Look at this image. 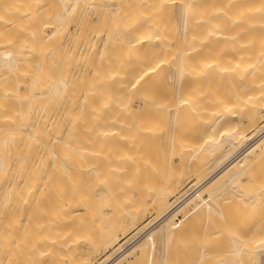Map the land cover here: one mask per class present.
I'll use <instances>...</instances> for the list:
<instances>
[{
  "label": "bare ground",
  "instance_id": "1",
  "mask_svg": "<svg viewBox=\"0 0 264 264\" xmlns=\"http://www.w3.org/2000/svg\"><path fill=\"white\" fill-rule=\"evenodd\" d=\"M261 121L264 0H0V264H264Z\"/></svg>",
  "mask_w": 264,
  "mask_h": 264
},
{
  "label": "rangeland",
  "instance_id": "2",
  "mask_svg": "<svg viewBox=\"0 0 264 264\" xmlns=\"http://www.w3.org/2000/svg\"><path fill=\"white\" fill-rule=\"evenodd\" d=\"M264 123H263V121H261V122H259V124H258V127L257 128H260L262 125H263ZM256 128V129H257ZM252 132H254V130H251V131H249L248 133H252ZM260 135V134H259ZM258 134H257V136L256 137H258L259 136ZM256 137H255V139H256ZM264 160L261 162V163H259V165L257 166V167H259V170H264ZM261 167H263V168H261ZM261 168V169H260ZM193 181L195 182V180H191L190 182H187V183H185V184H183V186H181V188H179V190L177 191V193L175 194V196H173V197H171L170 198V202H169V204L172 206L173 205V202L175 201V199L179 196V195H181L185 190H187L190 186H192L193 184ZM174 199V200H173ZM169 205V206H170ZM156 213H150V214H147V216L142 220V221H139L138 223H137V225L135 226V228L131 231V232H129L127 235H125V236H123L122 238H121V240H120V242L118 243V244H116V246H114V248H111V249H109L108 251H106V252H104V253H102V254H100L99 256H97L98 258H96L95 260H93V262H92V264H106V257L108 256V255H111L112 254V252H113V249H116L117 247H119L120 245H121V247H123L124 245H126V243L127 242H129L130 241V239L132 238V236L133 235H135L136 234V232H138V231H140V229L142 230L141 231V234L143 235V232L144 231H147V230H149V229H151V228H153V227H155L156 225H157V223H159V222H156L155 220H156V217L158 216L157 214L155 215ZM155 216V217H154ZM148 221H150V222H148ZM152 222L154 223V224H152ZM147 223V224H146ZM149 223V224H148ZM144 224H146V225H144ZM155 225V226H154ZM143 226V227H142ZM146 226V227H145ZM150 226H152V227H150ZM141 227V228H140ZM148 227V228H147ZM142 228H144V229H142ZM146 228V229H145ZM135 232V233H134ZM141 234H140V232L138 233V237H137V239L139 238V237H141ZM158 238H160V235L159 236H157V238H156V241H157V239ZM136 239V240H137ZM129 240V241H128ZM162 241V240H161ZM133 242H131L130 243V245L128 246V247H125V249H128L129 247H131V244H132ZM228 243L229 242H227L226 243V246L228 245ZM157 244H159L158 245V247L156 248V253H155V258L157 257V260L159 261H157L159 264H161L162 262L161 261H163V257L165 256V251H164V244H162L160 241L157 243ZM163 247H162V246ZM160 246V247H159ZM121 247L119 248V250L121 249ZM163 248V249H162ZM228 248V247H227ZM230 248V247H229ZM228 248V249H229ZM232 248V247H231ZM227 249V250H228ZM122 250V249H121ZM121 250H120V252H121ZM163 250V251H162ZM174 250V249H173ZM178 250V249H177ZM176 250V251H177ZM197 250V249H196ZM226 250V249H225ZM112 251V252H111ZM122 251H124V249L122 250ZM160 251V252H159ZM184 251V250H183ZM118 252V251H117ZM158 253H159V255H158ZM114 254V253H113ZM111 255V256H115V254H116V252H115V254L114 255ZM161 254H162V256H161ZM105 260V261H104ZM103 261V262H102Z\"/></svg>",
  "mask_w": 264,
  "mask_h": 264
},
{
  "label": "built area",
  "instance_id": "3",
  "mask_svg": "<svg viewBox=\"0 0 264 264\" xmlns=\"http://www.w3.org/2000/svg\"><path fill=\"white\" fill-rule=\"evenodd\" d=\"M193 190V188H188L187 190H185L181 195H179L176 199H175V202L172 206V209H174L180 202H182L183 200H185L187 198V196L191 193V191ZM156 221V220H155ZM138 237V234L137 235H133V237L130 239L129 242L126 243V245H124L122 247V250L125 248V247H128L130 245L131 242L135 241ZM121 250V251H122ZM119 253V251H118ZM117 253V254H118Z\"/></svg>",
  "mask_w": 264,
  "mask_h": 264
}]
</instances>
